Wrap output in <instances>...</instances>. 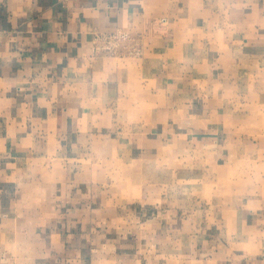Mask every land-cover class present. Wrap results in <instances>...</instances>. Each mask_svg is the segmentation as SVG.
I'll return each instance as SVG.
<instances>
[{"label":"crops","instance_id":"obj_1","mask_svg":"<svg viewBox=\"0 0 264 264\" xmlns=\"http://www.w3.org/2000/svg\"><path fill=\"white\" fill-rule=\"evenodd\" d=\"M0 264H264V0H0Z\"/></svg>","mask_w":264,"mask_h":264},{"label":"rangeland","instance_id":"obj_2","mask_svg":"<svg viewBox=\"0 0 264 264\" xmlns=\"http://www.w3.org/2000/svg\"><path fill=\"white\" fill-rule=\"evenodd\" d=\"M164 158L163 161H158L159 164H168L167 169H163V175L168 177L169 183L165 185L169 188L170 191H174L176 187H179L180 192H182V195L184 196H192L193 193L198 192V188L202 190V192H209L211 189V185L205 184L203 187H198L193 182V175L198 176L200 174V169L194 168L192 166V160L193 155L191 153L186 154L185 156L176 154L168 149L167 152H164ZM177 163H182L183 167L176 166ZM156 167V162H154V169ZM249 173L248 175H238L237 179H239V183L235 182L234 184L229 182L226 178H219L218 182L216 184H212L213 187H216V191L220 194H228L233 188H241L243 185H247L244 183L249 182L251 185L254 181L255 175L253 177V174L251 175V168L248 167ZM177 170H180V172H177ZM247 171V168H245ZM203 185V184H202Z\"/></svg>","mask_w":264,"mask_h":264}]
</instances>
